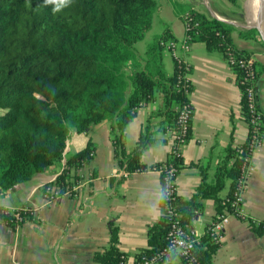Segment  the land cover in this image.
I'll return each instance as SVG.
<instances>
[{
	"label": "trees",
	"instance_id": "trees-1",
	"mask_svg": "<svg viewBox=\"0 0 264 264\" xmlns=\"http://www.w3.org/2000/svg\"><path fill=\"white\" fill-rule=\"evenodd\" d=\"M227 1L238 4L237 0ZM56 8L55 3L46 0H0V191L10 192L60 164L71 132L86 133L92 126L108 121L121 180L135 173L162 171L161 206H172L183 227L204 212L208 200L215 204L214 220L234 213L238 180L252 152L251 129L243 146L228 147L216 164L213 182L209 180L211 161L186 166L182 153H170L167 160L152 166L142 162L145 150L158 140L151 122L159 120L158 132L178 130L180 110L186 105L192 107L193 85L184 78L185 66L175 63L171 76L163 67L161 41L175 39L169 31L148 47L143 69L132 73L127 70L138 64L136 45L152 29L154 14L160 10L158 2L72 0L69 6ZM183 14L188 24L186 34L192 36L193 43L203 42L209 51L222 53L226 60L231 54L240 59L253 57L235 46V25L195 11ZM239 34L246 40L260 39L257 29H242ZM253 67L259 80L264 66L255 61ZM232 70L239 80L243 72L238 66ZM156 100L158 109L148 115L135 147L128 150L127 126L141 107ZM242 114L248 124L250 112L244 98ZM191 137L192 120L186 142ZM94 151L90 140L85 149L67 158L68 169L55 182L61 192L72 180H80L77 171L93 160ZM170 165L178 169L176 178L184 168L200 171L202 182L190 199H182L177 191L165 195V168ZM228 182L229 192L222 197ZM32 219V210L26 206L15 211L0 206V223L7 226L16 229ZM110 227L108 247L94 256L98 264H131L132 258L133 264H145L155 257L156 264H166L175 258L165 253L173 225L164 212L148 229V246L135 254L120 250V228L113 223ZM209 228L202 244L182 258L181 264H213L221 245ZM256 230L261 233L263 226Z\"/></svg>",
	"mask_w": 264,
	"mask_h": 264
},
{
	"label": "crops",
	"instance_id": "crops-1",
	"mask_svg": "<svg viewBox=\"0 0 264 264\" xmlns=\"http://www.w3.org/2000/svg\"><path fill=\"white\" fill-rule=\"evenodd\" d=\"M156 1L160 10L154 14L152 29L136 45L138 64L130 65L129 73L145 67L148 47L165 31L177 41L185 40L184 12H178L175 5H186L187 11L232 25L238 23L237 6L227 0ZM247 11L250 26L262 25L264 35V21L260 20V16L264 18L263 1L247 0ZM237 29L233 33L235 46L252 53L255 61L264 66V40L243 39L239 34L242 29ZM185 59L191 67L193 119L192 137L183 148L182 156L186 166L211 161L209 180L213 182L216 164L226 155L228 147L239 148L249 140V127L242 114V92L235 72L222 53L209 51L203 42H195ZM163 67L167 75H173L175 62L166 50L163 51ZM257 88L259 107L264 113V73ZM157 109L156 100L137 111L126 129L128 150L135 147L147 125L148 115ZM158 123L159 120L151 122V130L158 140L142 155V162L148 166L167 160L173 147L167 132H158ZM90 140L95 145L94 157L77 171L85 182L78 199L62 197L52 204L46 201L42 187L57 180L60 164L18 185L15 190L0 191V206L10 210L26 206L32 210L33 218L16 229L0 223V264H98L94 256L108 247L112 223L120 228L122 252L135 254L148 246V229L163 216L161 174L147 171L121 180L108 121L92 126L86 133L71 132L66 157L85 149ZM249 156L254 171L243 195L247 219L233 216L229 219L213 264H264V139ZM201 182L198 169L184 168L176 181L179 197L190 199ZM229 186L230 182L221 192L222 197L228 194ZM216 213L214 201L208 200L204 212L191 222V228L202 237ZM260 225L263 226L261 233L256 230ZM166 264H181V260L174 258Z\"/></svg>",
	"mask_w": 264,
	"mask_h": 264
},
{
	"label": "built area",
	"instance_id": "built-area-1",
	"mask_svg": "<svg viewBox=\"0 0 264 264\" xmlns=\"http://www.w3.org/2000/svg\"><path fill=\"white\" fill-rule=\"evenodd\" d=\"M186 26H188L187 23ZM192 43V36L189 34H186L184 41H177L175 39L161 41V47L171 53L174 62L178 63L179 65L183 64L185 66L184 78L186 79V81H191V67L186 61L185 55L190 52ZM227 62L231 69H233L234 66H238L239 69L243 72L241 78L238 80V85L242 92V98H244L250 112V122L248 123V127L249 129H251L249 145L252 151L256 146L260 145V143L264 139V119L263 113L260 110L258 103V76L256 69L253 67L255 59L253 57L249 59H240L237 56H233L231 54L229 58H227ZM192 119L193 108L191 107V105L184 106L180 110L179 114L180 129L169 130L167 132V134L172 139L173 144L171 153H174L176 155L182 153L183 148L188 143L186 142L187 140L185 137H187V135L189 134ZM60 165L61 168L59 170L58 176L62 175L65 170L68 169L66 152H64V159L61 161ZM253 171L254 168L250 165V156H247L246 165L243 168V174L238 180V185L236 188L235 200L233 202L234 213H225L224 215L219 216L210 225L209 232H211V234L213 235L216 243H219L220 245H222L223 243V231L225 230V227L229 223V219L232 216L243 220L247 219L243 195L246 189L248 178ZM158 172L162 174V171L159 170ZM177 173L178 169L176 165H170L169 167L165 168V195L167 197L170 196L171 193L177 191ZM55 182L56 181H54L53 184L48 187H45V185L42 187L43 191L45 189V198L49 204L56 203L62 197L78 199L80 197L81 190L85 185V182L80 177L79 181L72 180L70 183H68V185H66V187L64 188V191L61 192ZM163 212L169 215V217L172 219L173 225V228L169 233L170 244L165 253L181 260L182 258L189 256L198 245L202 244V237H200L197 232L193 228H191L190 225L183 227L180 224V215L172 206H165L163 208ZM157 259L158 257L147 260L145 264H156ZM130 262L131 264H133V258L130 260Z\"/></svg>",
	"mask_w": 264,
	"mask_h": 264
},
{
	"label": "rangeland",
	"instance_id": "rangeland-1",
	"mask_svg": "<svg viewBox=\"0 0 264 264\" xmlns=\"http://www.w3.org/2000/svg\"><path fill=\"white\" fill-rule=\"evenodd\" d=\"M245 1L247 0H238L237 1V12H236V15H235V18L237 20L238 23H236L237 25H235L237 28H240V29H245V27L249 26L250 23H249V20L247 19V16H246V12H245V9H244V3ZM175 8L178 12H188L187 9L188 6L186 5H182V4H178V5H175ZM250 19H253V17H250ZM260 20L263 22L264 21V18L262 16H260ZM261 38V36H260ZM263 42V40H262ZM75 132V131H73Z\"/></svg>",
	"mask_w": 264,
	"mask_h": 264
},
{
	"label": "clouds",
	"instance_id": "clouds-1",
	"mask_svg": "<svg viewBox=\"0 0 264 264\" xmlns=\"http://www.w3.org/2000/svg\"><path fill=\"white\" fill-rule=\"evenodd\" d=\"M47 3H55L57 5L56 10H59L61 7H67L72 3V0H46Z\"/></svg>",
	"mask_w": 264,
	"mask_h": 264
},
{
	"label": "water",
	"instance_id": "water-1",
	"mask_svg": "<svg viewBox=\"0 0 264 264\" xmlns=\"http://www.w3.org/2000/svg\"><path fill=\"white\" fill-rule=\"evenodd\" d=\"M264 1V0H263ZM244 8H245V12H246V16H248V11H247V1H245V5H244ZM247 29H257L258 30V32H259V34H260V36H261V38L264 40V35H263V33H262V31L258 28V27H256V26H247L246 27ZM15 190V189H14Z\"/></svg>",
	"mask_w": 264,
	"mask_h": 264
},
{
	"label": "bare ground",
	"instance_id": "bare-ground-1",
	"mask_svg": "<svg viewBox=\"0 0 264 264\" xmlns=\"http://www.w3.org/2000/svg\"><path fill=\"white\" fill-rule=\"evenodd\" d=\"M262 1H263V0H262ZM263 5H264V1H263ZM261 26H262V25H260V26H256V27H258V28L261 30Z\"/></svg>",
	"mask_w": 264,
	"mask_h": 264
}]
</instances>
